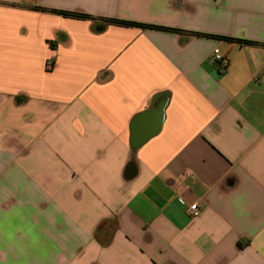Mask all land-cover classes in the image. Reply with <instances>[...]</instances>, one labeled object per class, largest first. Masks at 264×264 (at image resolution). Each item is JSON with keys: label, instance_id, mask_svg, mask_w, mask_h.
I'll use <instances>...</instances> for the list:
<instances>
[{"label": "crops", "instance_id": "0c3cea01", "mask_svg": "<svg viewBox=\"0 0 264 264\" xmlns=\"http://www.w3.org/2000/svg\"><path fill=\"white\" fill-rule=\"evenodd\" d=\"M0 264H264V0H0Z\"/></svg>", "mask_w": 264, "mask_h": 264}, {"label": "built area", "instance_id": "2783aa9c", "mask_svg": "<svg viewBox=\"0 0 264 264\" xmlns=\"http://www.w3.org/2000/svg\"><path fill=\"white\" fill-rule=\"evenodd\" d=\"M212 60L218 64V66L221 69H225L228 64H229V59L225 56H223L221 54V52L219 51V49H215L213 52V56H212ZM54 60L52 59L51 61L48 62V69H52L54 67ZM181 203H184L183 199H179ZM200 214V207L198 206V204L194 203L192 205H189L187 207V215L188 217L194 219L196 217H198Z\"/></svg>", "mask_w": 264, "mask_h": 264}, {"label": "trees", "instance_id": "16d2710c", "mask_svg": "<svg viewBox=\"0 0 264 264\" xmlns=\"http://www.w3.org/2000/svg\"><path fill=\"white\" fill-rule=\"evenodd\" d=\"M72 16H82V15H75V14H73ZM122 24H128V25H130L129 23H122Z\"/></svg>", "mask_w": 264, "mask_h": 264}]
</instances>
